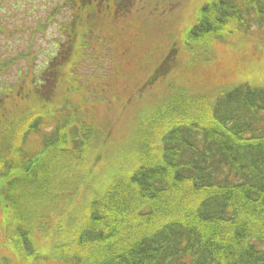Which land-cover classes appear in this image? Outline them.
<instances>
[{
    "label": "trees",
    "instance_id": "trees-1",
    "mask_svg": "<svg viewBox=\"0 0 264 264\" xmlns=\"http://www.w3.org/2000/svg\"><path fill=\"white\" fill-rule=\"evenodd\" d=\"M246 13L263 18L264 0L201 6L184 46L192 51L199 40L203 47L221 40L218 32L244 24ZM73 40L68 53L50 58L39 75L31 65L23 76L33 77L27 87L40 109L13 108L17 115L6 122L0 116V211L16 256L56 264H254L256 257L255 264H264V216L250 212L264 209V85L250 82L217 94V88L181 86L174 76L172 86H162L165 92L157 90L158 106L135 121L138 140L124 164L107 169L97 187L86 183L80 200L53 222L45 203L75 194L86 176L76 179L73 164L84 145L102 134L78 102L86 90L75 85L79 59L73 52L87 43ZM7 53L0 49L1 58ZM55 90L67 92L57 99L59 106L50 104ZM28 93L0 86V102L32 98ZM72 93L80 97L69 102ZM67 126L69 133L59 134ZM45 127L44 139L33 143L30 133ZM97 146L93 168L102 165L101 152L110 144L100 139ZM43 238L48 249L42 255Z\"/></svg>",
    "mask_w": 264,
    "mask_h": 264
},
{
    "label": "rangeland",
    "instance_id": "rangeland-1",
    "mask_svg": "<svg viewBox=\"0 0 264 264\" xmlns=\"http://www.w3.org/2000/svg\"><path fill=\"white\" fill-rule=\"evenodd\" d=\"M12 1H17L23 7L12 8ZM211 1L213 0H108L110 17L107 19H95V9L94 13H87L86 9L78 13L80 18L75 22L78 29L106 34L108 40L101 47L100 43H95L101 38L92 34V43H87L85 51L94 49L95 53L83 55L74 70L77 89H81V93L86 90L85 98L90 95L86 100L80 98L78 102L84 112H87L86 115L93 117L102 134L95 144L87 142L84 145L81 159L73 164L76 179L86 176L84 181H77L80 184L75 194L64 202L54 200L45 203L52 211L54 223L60 222L67 214V208L80 200L86 183L90 181L97 187L99 178L106 180L107 169L124 164L125 159L133 153L131 149H134L138 140L135 136V121L138 117L141 119L147 110L153 111L158 106L154 105L160 100L157 90L165 92L162 86H172L174 76L181 80V86H193L192 89L198 91L229 87L226 85L245 80L255 85H264V17L254 20L250 13H246L244 24L238 26L230 23L224 31L218 32L222 36L224 32H230L221 41L205 43L208 46L215 43L208 53L200 40L194 45L200 50L190 51L184 46L187 39L181 34L182 30L197 23L200 7ZM26 3L28 0H0V8L4 9V12H0V23L4 26L1 27L0 46L8 52L0 57V86H19L29 92V96L32 95V98H24L16 103L8 99L1 101L0 110L5 115L0 116L5 117L4 122L14 119L16 112L21 109H40L41 106L34 98H37V94L27 87L32 84L33 77L23 79V76L33 64H37L33 69L39 75L40 67H45L44 62L54 54L58 57L63 55L61 49L64 41L56 37L57 32L63 30L62 27L69 22L65 16L58 15L62 0L38 1L36 6ZM54 9L56 14L51 17ZM116 11L123 14L117 15ZM101 21L123 22L120 27L106 23L98 30ZM54 41L58 42L59 49L52 53ZM23 52L27 53L24 55ZM167 52L168 59L165 56ZM10 58L11 61L8 60ZM27 60L30 61L28 66ZM21 81L23 82L18 85ZM223 91L224 89H219L217 94ZM94 92L97 93L96 97L92 96L90 100ZM190 93L192 92L188 90L187 94L192 95ZM66 94L64 91L57 94L55 90L50 104L57 103V99ZM68 96L69 102L80 97L75 93ZM13 108L18 109L14 112ZM32 118L33 115L28 121ZM48 130L45 127L39 133H30L33 143L44 139ZM68 130V126L63 127L59 134L69 133ZM100 139L113 144L104 156L102 150L99 158L100 161L104 158L102 165L93 168L95 160L99 163L97 143ZM29 151L33 153L34 149ZM61 164L64 166L65 162ZM47 249L45 238L39 246L40 254L43 255ZM7 258H12V264H56L47 257L23 260L16 256L7 231L2 226L0 211V264H4Z\"/></svg>",
    "mask_w": 264,
    "mask_h": 264
},
{
    "label": "bare ground",
    "instance_id": "bare-ground-1",
    "mask_svg": "<svg viewBox=\"0 0 264 264\" xmlns=\"http://www.w3.org/2000/svg\"><path fill=\"white\" fill-rule=\"evenodd\" d=\"M250 212L253 214V215H260V216H264V209H258V208H255V209H252L250 210ZM236 224V223H235ZM239 225H240V222H239ZM239 250V249H237ZM262 259H264V257L262 256L261 257ZM258 258L254 257L253 258V263H257L258 262Z\"/></svg>",
    "mask_w": 264,
    "mask_h": 264
}]
</instances>
